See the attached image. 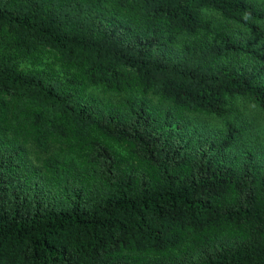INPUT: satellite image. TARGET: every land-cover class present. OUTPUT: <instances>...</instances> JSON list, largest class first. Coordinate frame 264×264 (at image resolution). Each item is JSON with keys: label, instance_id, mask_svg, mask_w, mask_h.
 I'll use <instances>...</instances> for the list:
<instances>
[{"label": "trees", "instance_id": "1", "mask_svg": "<svg viewBox=\"0 0 264 264\" xmlns=\"http://www.w3.org/2000/svg\"><path fill=\"white\" fill-rule=\"evenodd\" d=\"M260 39L252 0H0V264H264V145L198 120L264 112Z\"/></svg>", "mask_w": 264, "mask_h": 264}, {"label": "rangeland", "instance_id": "2", "mask_svg": "<svg viewBox=\"0 0 264 264\" xmlns=\"http://www.w3.org/2000/svg\"><path fill=\"white\" fill-rule=\"evenodd\" d=\"M256 4L264 7V0H252ZM209 16H215L212 13H209ZM260 45L264 47V40L260 39ZM22 65H27L22 61ZM91 93L100 99L102 102L105 101H118L116 96H111L109 94H102L97 90H90ZM238 111L232 113L222 119H210L206 117H200V120L203 125L206 124L207 127H221L224 123L234 121L238 124H242L244 128V137L247 144L251 145L252 143L263 144L264 145V112L259 110L255 105L248 101L239 100L237 102Z\"/></svg>", "mask_w": 264, "mask_h": 264}]
</instances>
